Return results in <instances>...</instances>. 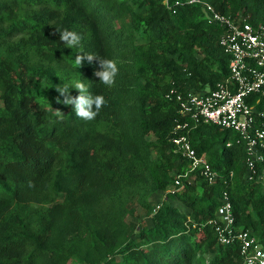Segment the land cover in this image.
<instances>
[{"label": "trees", "instance_id": "obj_1", "mask_svg": "<svg viewBox=\"0 0 264 264\" xmlns=\"http://www.w3.org/2000/svg\"><path fill=\"white\" fill-rule=\"evenodd\" d=\"M190 1L0 0V264H244L239 241L219 243L210 223L225 192L236 227L264 250V182L248 180L235 132L191 125L216 181L196 172L167 192L189 168L173 143L184 116L167 94L229 77L224 29L205 4L264 26V0ZM65 31L80 43L61 41ZM88 54L116 62L111 87L93 74L98 59L75 64ZM78 80L105 99L92 120L56 103L57 87L79 95ZM160 192L171 201L157 203Z\"/></svg>", "mask_w": 264, "mask_h": 264}, {"label": "built area", "instance_id": "obj_2", "mask_svg": "<svg viewBox=\"0 0 264 264\" xmlns=\"http://www.w3.org/2000/svg\"><path fill=\"white\" fill-rule=\"evenodd\" d=\"M190 2L200 3L199 0ZM205 7L209 12L208 24H217L224 29L220 45L231 58L229 77L211 91L184 95L171 90L167 94L169 100L175 99L184 116V120L174 128L173 143L181 157L189 161L188 170L183 175H177L168 193L180 189L181 177L188 178L196 172L209 185L216 181V172L197 156L189 140L191 125L198 123L211 124L238 134V142L244 144L248 180L264 182V168L260 172L258 169V165L264 163V26H253L244 16L238 19L225 17L207 4ZM254 95L257 99L249 102L247 99ZM230 145L227 144L228 147ZM210 223L219 243L231 245L239 241L244 264H264V250L255 237L236 227L226 192L217 210V218Z\"/></svg>", "mask_w": 264, "mask_h": 264}, {"label": "clouds", "instance_id": "obj_3", "mask_svg": "<svg viewBox=\"0 0 264 264\" xmlns=\"http://www.w3.org/2000/svg\"><path fill=\"white\" fill-rule=\"evenodd\" d=\"M60 40L67 44L69 47H72L80 43V36L74 32L65 31L60 33ZM85 58L89 63H92L94 59H98L100 70L95 71L93 74L94 76L99 78L100 82L108 87H111L115 83V77L118 74L119 69L114 60L100 59L92 54L77 55L75 64L78 67H81ZM73 88L78 91L79 95H70L67 86H64L63 88L57 87L56 91L60 94V96H63L64 99L61 100L58 96L56 99V103H63L64 105L74 106L75 115L81 119H94L105 104L104 97L102 95H91L88 91V87L79 80L74 82ZM55 114L58 118L61 119L64 115L60 109H55ZM225 219H227V217H225Z\"/></svg>", "mask_w": 264, "mask_h": 264}, {"label": "rangeland", "instance_id": "obj_4", "mask_svg": "<svg viewBox=\"0 0 264 264\" xmlns=\"http://www.w3.org/2000/svg\"><path fill=\"white\" fill-rule=\"evenodd\" d=\"M163 201H168V202H170L171 200L166 196L165 193L160 192V193L157 195L156 202H157V203H160V202H163ZM174 203H176L177 205L179 204V203L176 202V201H174ZM179 206H181V205L179 204ZM181 208H183V206H181ZM139 215H140V217H143V216H144V212H143L141 209H139ZM146 221H147L148 223H150L149 219H147ZM208 256H209V255H208Z\"/></svg>", "mask_w": 264, "mask_h": 264}]
</instances>
